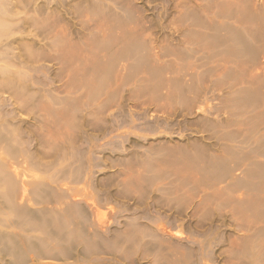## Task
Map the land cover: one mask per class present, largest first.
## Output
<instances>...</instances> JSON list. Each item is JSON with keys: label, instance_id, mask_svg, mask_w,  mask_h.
I'll return each instance as SVG.
<instances>
[{"label": "rangeland", "instance_id": "rangeland-1", "mask_svg": "<svg viewBox=\"0 0 264 264\" xmlns=\"http://www.w3.org/2000/svg\"><path fill=\"white\" fill-rule=\"evenodd\" d=\"M0 264H264V0H0Z\"/></svg>", "mask_w": 264, "mask_h": 264}, {"label": "bare ground", "instance_id": "bare-ground-1", "mask_svg": "<svg viewBox=\"0 0 264 264\" xmlns=\"http://www.w3.org/2000/svg\"><path fill=\"white\" fill-rule=\"evenodd\" d=\"M221 64V63H220ZM219 64V65H220ZM216 67V66H215ZM221 68V67H220ZM219 69V68H218ZM216 70V69H215ZM204 88V87H203ZM206 90V89H205ZM194 91H195V89H194ZM209 92V91H208ZM199 93V92H198ZM235 94V93H234ZM212 95V94H211ZM218 98V97H217ZM225 98V97H224ZM207 100V99H206ZM209 101V100H208ZM198 102V101H197ZM200 103V102H199ZM214 103V102H213ZM202 104V103H201ZM196 105V104H195ZM220 105H222V104H220ZM227 105V104H226ZM232 105V104H231ZM202 106V105H201ZM200 106H198V108H199ZM213 108V107H212ZM217 109V108H216ZM211 109H209V111H210ZM200 111H202V110H200ZM207 111V110H206ZM203 112V111H202ZM230 112V111H229ZM206 113V112H205ZM207 114V113H206ZM214 116V115H213ZM225 116V115H224ZM227 117V116H226ZM235 117V116H234ZM232 118V117H231ZM211 119V118H210ZM225 119V118H224ZM233 119V118H232ZM254 119V118H253ZM258 119V118H257ZM209 120V119H208ZM211 120H213V118L211 119ZM198 121H200V120H198ZM204 121V120H203ZM227 121V120H226ZM259 121H261V120H259ZM215 122V121H214ZM235 122V121H234ZM227 124H228V121L226 122ZM215 124V123H214ZM227 124H226V126H227ZM224 125V124H223ZM236 125V124H235ZM253 125V124H252ZM252 125H250V126H252ZM221 127V126H220ZM225 127V126H224ZM255 127V126H254ZM228 128V127H227ZM256 128V127H255ZM252 128H250L249 130H251ZM224 131H226V130H224ZM235 131V130H234ZM256 132H257V130H256ZM184 133V132H183ZM180 134V133H179ZM181 136V135H180ZM203 137V136H202ZM231 147V146H230ZM203 148V147H202ZM222 148V147H221ZM198 149H200L199 147H198ZM234 149V148H233ZM228 150V149H227ZM235 151V150H234ZM196 154V153H195ZM226 154V153H225ZM214 155V154H213ZM225 156V155H224ZM215 157V156H214ZM224 160V159H223ZM219 162V161H218Z\"/></svg>", "mask_w": 264, "mask_h": 264}]
</instances>
